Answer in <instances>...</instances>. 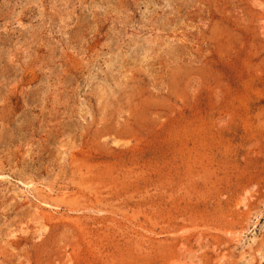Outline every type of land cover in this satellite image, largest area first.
I'll list each match as a JSON object with an SVG mask.
<instances>
[{
  "label": "rangeland",
  "instance_id": "1",
  "mask_svg": "<svg viewBox=\"0 0 264 264\" xmlns=\"http://www.w3.org/2000/svg\"><path fill=\"white\" fill-rule=\"evenodd\" d=\"M0 264H264V0H0Z\"/></svg>",
  "mask_w": 264,
  "mask_h": 264
}]
</instances>
